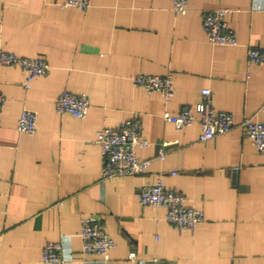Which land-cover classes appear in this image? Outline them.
<instances>
[{
	"label": "crops",
	"instance_id": "0c3cea01",
	"mask_svg": "<svg viewBox=\"0 0 264 264\" xmlns=\"http://www.w3.org/2000/svg\"><path fill=\"white\" fill-rule=\"evenodd\" d=\"M63 1L0 0V49L50 64L27 89L21 68L0 65V264H43L53 241L62 243L61 264H264V154L238 125L200 141L197 123L179 130L163 118L209 88L235 123L264 121V63H248V48L264 47V0H190L184 14L172 0H91L85 10ZM218 7L231 9L235 47L206 39L202 16ZM139 73H172L171 101L135 86ZM62 90L89 95L85 118L55 111ZM24 108L37 113L34 134L16 129ZM133 115L151 142L137 149L150 166L103 179L96 131ZM158 178L204 221L177 229L163 208L142 205V185ZM89 215L103 217L114 239L108 258L82 251Z\"/></svg>",
	"mask_w": 264,
	"mask_h": 264
},
{
	"label": "built area",
	"instance_id": "2783aa9c",
	"mask_svg": "<svg viewBox=\"0 0 264 264\" xmlns=\"http://www.w3.org/2000/svg\"><path fill=\"white\" fill-rule=\"evenodd\" d=\"M91 0H64L62 6L77 7L85 10ZM190 0H172V10L177 14L188 11ZM228 7H218L206 11L202 16V28L206 39L211 44L235 47L238 45L236 32L228 25L226 15L230 13ZM248 63H264V47L248 48ZM0 65H11L21 68L26 75L24 88H29L33 79L46 75L50 64L42 56H18L14 52L0 49ZM135 86L144 87L148 93L158 92L166 104L174 95L173 74L164 75L139 73L132 78ZM6 98L0 93V113ZM91 105L90 97L84 92L62 90L54 102L55 111L59 114H69L78 118H85ZM163 118L181 130L197 123L200 126L199 140L206 141L217 135L229 133L235 126L242 129L243 134L251 140L256 150L264 154V121H256L246 116L237 124L231 112L218 110L213 104V94L209 88L201 90L199 101L195 105L183 104L176 114L166 110ZM37 113L24 108L18 118L16 129L19 132L34 134L37 132ZM101 151L103 179L122 178L130 175L145 174L150 166V159L141 158L138 148H147L151 142L144 136L142 119L139 115L121 120L113 126L104 125L96 131L93 140ZM170 142L159 144L158 157L164 159L168 154L167 146ZM139 202L153 208H163L165 219L177 229H193L204 221V212L186 203V197L164 184L161 178L142 185ZM79 236L82 240V251L108 258V253L115 246L111 234L108 232L104 218L89 215L81 220ZM62 243L60 241L47 242L41 253L43 264H61ZM129 257L135 258V252Z\"/></svg>",
	"mask_w": 264,
	"mask_h": 264
}]
</instances>
